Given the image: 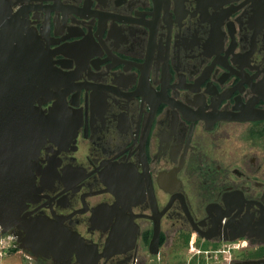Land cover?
I'll return each mask as SVG.
<instances>
[{
	"label": "flooded vegetation",
	"instance_id": "flooded-vegetation-1",
	"mask_svg": "<svg viewBox=\"0 0 264 264\" xmlns=\"http://www.w3.org/2000/svg\"><path fill=\"white\" fill-rule=\"evenodd\" d=\"M11 2L61 76L41 109L65 102L22 216L83 248L36 256L22 228L4 235L34 264H208L241 234L264 249L248 237L264 222V0Z\"/></svg>",
	"mask_w": 264,
	"mask_h": 264
},
{
	"label": "water",
	"instance_id": "water-1",
	"mask_svg": "<svg viewBox=\"0 0 264 264\" xmlns=\"http://www.w3.org/2000/svg\"><path fill=\"white\" fill-rule=\"evenodd\" d=\"M28 21L14 13L11 0H0V226L7 234L18 226L26 233L23 248L36 256L73 255L81 239L45 220L22 214L34 189L33 160L48 139L55 140L62 123L59 102L47 115L41 106L55 98L61 76L55 72ZM38 104V105H37ZM241 234L231 241L245 238ZM248 237L264 244V222ZM78 248V249H79ZM243 264H264V258Z\"/></svg>",
	"mask_w": 264,
	"mask_h": 264
},
{
	"label": "rangeland",
	"instance_id": "rangeland-1",
	"mask_svg": "<svg viewBox=\"0 0 264 264\" xmlns=\"http://www.w3.org/2000/svg\"><path fill=\"white\" fill-rule=\"evenodd\" d=\"M238 244L245 243V247L242 248H236L234 250H231V252H226L223 257L217 261V259L211 260L208 262V264H217L215 262H219L220 264H228L227 258H231V264L236 261L240 262V264H243L245 261L249 260H258L264 258V249H258L256 250L255 247H252L251 245L247 247L248 241L246 240H240L237 242ZM8 247L10 250V254L7 258L4 259L5 264H34L28 255L23 253L19 249V246L16 244V241L11 237L10 235H4L3 238L0 240V246ZM231 245H228V247ZM228 251V248H226ZM194 254L196 250L193 252ZM204 262H207V260L199 258V256L193 257V264H205Z\"/></svg>",
	"mask_w": 264,
	"mask_h": 264
},
{
	"label": "built area",
	"instance_id": "built-area-1",
	"mask_svg": "<svg viewBox=\"0 0 264 264\" xmlns=\"http://www.w3.org/2000/svg\"><path fill=\"white\" fill-rule=\"evenodd\" d=\"M1 226H0V240L3 238V234L1 233ZM238 242V241H237ZM237 242H234V243H231V244H229V245H231V246H229L228 247V245H227V247L226 248H228V251H227V249L225 248V250H224V252H223V254H225L226 252H231V250H234V249H236V248H240L241 246L242 247H244L245 246V243H243V244H238ZM9 254H10V250H9V248L8 247H5L4 245L3 246H0V264H5L3 261H4V259L5 258H7L8 256H9ZM227 260V262H228V264H231V258H227L226 259Z\"/></svg>",
	"mask_w": 264,
	"mask_h": 264
}]
</instances>
